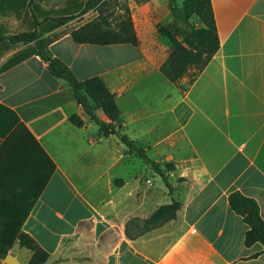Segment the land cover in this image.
Listing matches in <instances>:
<instances>
[{
	"label": "crops",
	"instance_id": "1",
	"mask_svg": "<svg viewBox=\"0 0 264 264\" xmlns=\"http://www.w3.org/2000/svg\"><path fill=\"white\" fill-rule=\"evenodd\" d=\"M210 1L219 48L185 89L186 77L174 84L159 70L169 47L158 41V0L128 4L137 47L77 45L64 26L43 35L77 79L104 81L116 127L159 166L172 193L116 135L100 134L45 61L4 68L25 46L4 49L0 226L32 237L46 264H264V247L244 245L247 226L228 204L232 192L252 198L264 221V0ZM172 201L175 218L145 228ZM22 250L15 240L9 253L27 264Z\"/></svg>",
	"mask_w": 264,
	"mask_h": 264
},
{
	"label": "trees",
	"instance_id": "2",
	"mask_svg": "<svg viewBox=\"0 0 264 264\" xmlns=\"http://www.w3.org/2000/svg\"><path fill=\"white\" fill-rule=\"evenodd\" d=\"M2 1L4 7L0 6V11L3 9L8 11L14 8V5H22L24 0H17L19 2L17 4H14V0ZM166 5L172 17L176 21L189 26L190 32L189 38L186 42H183L165 28H158V32L168 40L170 45L168 56L159 70L168 81L174 84L191 74L192 79L189 83L191 85L219 48L211 1L182 0L179 6L176 0H166ZM90 11L95 12L96 17L72 29L69 33L75 44L138 46L139 41L132 21L131 10L126 0H84L81 3L77 0H67L64 7L58 10L38 12L43 15L41 20L33 16L34 28L32 30L18 34H4L0 27V51L19 45L25 46L21 52L14 55L7 62L4 68L15 66L31 56L40 57L48 64V70L52 76L66 82L83 112L99 126L100 134L103 136L116 135L120 143L129 152L136 154L150 165L152 170L161 177L168 191L172 193V186L159 166L150 160L145 151L137 147L134 141L121 134L120 128L116 127L115 122L119 117V109L115 101V95L108 89L104 81L99 77L82 81L77 79L68 66L58 58L53 57L48 50L51 41L43 38L45 33L60 28L77 16H83ZM193 17L198 23L196 27L189 24V20ZM98 109L102 110L104 120L97 117L96 110ZM69 121L75 127L80 128L83 126V121L78 116H72ZM166 168L172 170L173 166L167 164ZM228 204L236 215L242 217L247 226L244 245L250 247L259 243L264 247V221L260 216L256 201L239 192H232L228 196ZM179 208L180 204L172 201L170 205L159 208L147 223L152 224L151 228H154L170 221L175 218ZM162 214H165V217L159 223H156V220ZM15 240H17L20 248H24L31 253V258L27 264H46L49 257L48 253L32 237L24 232H16L14 228L5 225L0 226L1 260L5 259Z\"/></svg>",
	"mask_w": 264,
	"mask_h": 264
},
{
	"label": "rangeland",
	"instance_id": "3",
	"mask_svg": "<svg viewBox=\"0 0 264 264\" xmlns=\"http://www.w3.org/2000/svg\"><path fill=\"white\" fill-rule=\"evenodd\" d=\"M67 0H24L22 5L16 6L14 5L13 7L16 8H11L10 10L3 9L0 11V27L2 28L3 32H10L11 34H18L24 31H29L34 28L33 26V16L37 17L39 20L42 19V14L38 12H48L51 10H58L62 7H64L65 3ZM80 3L83 2L84 0H77ZM131 1V2H129ZM133 0H126L127 4L132 3ZM138 1V0H134ZM177 4L180 6L182 0H176ZM10 3V2H9ZM19 3L17 0H14V4ZM158 3H161L159 5V15L160 17L156 19L157 24H156V31L158 34V41L161 45H164L165 47H170L168 40L158 32V28L162 27L168 30L170 33H172L177 39L180 41L186 42V40L189 38V32H190V27L187 26L186 24L180 23L176 21L172 15L170 14L169 10L167 9L166 5V0H158ZM13 5V4H12ZM0 6L4 7L3 1L0 0ZM6 7V6H5ZM165 7V8H164ZM149 10H153L151 6H148ZM154 11V10H153ZM164 12V14L162 12ZM163 14V16H162ZM164 15H167V17L164 18ZM96 17V13L93 11L88 12L87 14L83 16H77L74 20L69 21L66 25H64L65 28L75 29L88 21L94 19ZM189 24L192 27L198 26L197 21H195L194 18H191L189 20ZM111 52L116 53V56L121 55L124 53L122 49H119L118 47H112ZM169 52V49L167 50ZM4 53V50L0 51V57H2ZM100 53H97L99 55ZM71 58V55H69ZM118 58V57H117ZM115 59V58H114ZM76 63L72 66L75 71H77L76 68ZM79 75V74H78ZM187 81L184 84V86L180 87V89H185L192 77L191 74L190 76H187ZM165 217V214H162L159 219L156 220V223H159L163 218ZM152 224L150 223H145L144 226L145 228H149ZM28 252L26 250H22L20 259L24 261V259H27L28 257Z\"/></svg>",
	"mask_w": 264,
	"mask_h": 264
},
{
	"label": "water",
	"instance_id": "4",
	"mask_svg": "<svg viewBox=\"0 0 264 264\" xmlns=\"http://www.w3.org/2000/svg\"><path fill=\"white\" fill-rule=\"evenodd\" d=\"M5 264H23L19 261L16 254L8 253L4 259Z\"/></svg>",
	"mask_w": 264,
	"mask_h": 264
}]
</instances>
